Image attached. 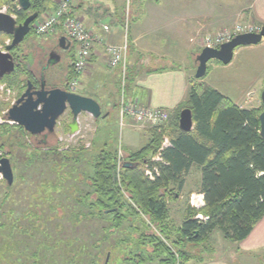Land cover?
Returning a JSON list of instances; mask_svg holds the SVG:
<instances>
[{"label":"rangeland","instance_id":"1","mask_svg":"<svg viewBox=\"0 0 264 264\" xmlns=\"http://www.w3.org/2000/svg\"><path fill=\"white\" fill-rule=\"evenodd\" d=\"M78 1L83 7L80 13L85 14L88 22L94 20L101 27L107 26L109 31L115 32L120 29V20L127 18L129 27L138 29L141 36H144L142 42L149 45L151 53H146L140 45L138 49H134L135 53L131 58L129 53L127 55L131 70L130 82L133 81L134 84L144 69L178 66L185 61H189L187 65L196 66L193 65L194 56L204 47L201 41L207 36L231 30L237 24L247 23L259 27L257 23L250 21V18H245L243 11L248 12L247 8L253 0ZM204 6L205 10H202ZM48 12L47 10L41 17L48 16L51 13L46 14ZM158 12L161 17H158V22L155 23ZM207 15L210 18H207ZM194 17L196 20L192 19ZM229 19L232 20L228 21ZM198 21L211 23L213 29L201 31L202 33L199 32L189 39L192 45L197 46L195 51L185 38L191 32H184L185 29L196 26ZM166 25L169 28L163 29ZM58 37L57 33L25 39L16 47L14 53L21 61L20 66L36 77L39 56L46 54L47 57ZM255 47L257 46L249 47L252 50L236 49L237 58L227 65L209 61L206 75L199 81L219 90L234 101L238 100L247 109L261 106L260 96L264 90V81L260 82L258 77L263 64L258 57L259 52L253 51ZM182 51L185 53L180 55ZM101 68L100 76L93 73L89 75L90 70L85 69L81 74H84L82 78L76 80L74 92L95 100L104 116L92 119L90 115L81 114L78 118L79 131L69 136L67 124L71 122L72 117L66 110L57 121L53 137L45 145L33 141L25 131L17 132L16 125L2 124L5 123L4 113L10 108L13 99L23 91L28 77L18 76L16 85L10 88L7 83L0 81V87L3 88L0 90V153L9 159L14 177L10 188H6L5 181L0 177V217L7 213L0 222V264H131L129 256L135 252L133 245L125 242V247L122 248L121 244L124 242L120 241L115 228L101 232L99 215L90 207L96 202V197L89 184L94 172V158L106 145L109 150L114 148L116 151L115 175L117 184L120 185L123 160L147 144L149 127L137 123L143 126L144 132H135L130 127L122 126L114 106L119 99L115 78L118 77L119 71L117 70L116 76H110L106 73L108 69L105 63L101 64ZM194 74L195 71L193 79ZM66 79L67 74L55 84L59 87ZM6 89L10 91H5ZM13 136H17L18 140L13 141ZM126 144H131L132 152H129ZM54 147L57 148V153L64 152L70 158L62 160L53 154H41ZM119 148L122 156L119 155ZM36 150H41V153ZM73 154H77L78 161L71 158ZM157 157L158 154L153 156L151 162ZM118 161L121 163L120 167ZM146 166L144 163L139 167L143 174ZM199 177L193 169L187 175L185 187L181 192L175 187L171 188L176 197L167 200L171 224L179 226L184 220L185 208L187 204L190 206V196L200 193L197 185ZM123 195L129 199L126 192ZM35 201L37 207L33 205ZM201 209L194 210L199 212ZM14 217L19 223L10 226ZM147 221V217H142V224ZM209 238V245L187 244L185 250L194 255L201 253L200 257L205 260L218 259L229 264H264V250L256 254H237L238 244L224 239L219 231H214ZM203 247L204 251L209 248L213 250L202 254ZM150 258L152 259L150 254H145L139 256L138 260H145L142 264H157Z\"/></svg>","mask_w":264,"mask_h":264},{"label":"trees","instance_id":"2","mask_svg":"<svg viewBox=\"0 0 264 264\" xmlns=\"http://www.w3.org/2000/svg\"><path fill=\"white\" fill-rule=\"evenodd\" d=\"M3 5H12V2L0 0V7ZM49 9L50 0H30L28 11L17 12V23H22L34 12L40 16ZM63 20L56 25L55 34L65 35ZM33 37L37 36L32 29L26 39ZM7 38L0 35V44ZM25 60L28 62V58ZM21 75L30 78L25 67L18 65L14 73L5 76L1 82L13 87ZM117 75L116 87L120 97L121 77L119 72ZM79 77L74 66H69L66 91H70L68 84ZM128 83L130 70L127 68L125 87ZM186 108L191 111L194 124L190 133H182L178 128L179 114ZM262 110V107L242 109L192 77L185 100L167 111L169 117L165 123L147 128V144L123 160V164L127 162L136 166L124 168L122 164L120 185L115 175L116 151L103 146L94 158L89 185L96 202L90 207L99 215L101 232L115 228L120 241L124 242L122 248L125 242L133 245L135 252L129 256V263L142 264L146 258L140 261L138 257L150 254V260L157 264H204L201 253H189L185 245L207 246L214 231H219L231 243H240L249 237L264 218V141L259 135ZM164 136L169 138L171 145L160 152L161 161L151 162V158L159 154ZM36 152L40 154L41 150ZM41 154H53L62 160L70 158L64 152L57 153L55 147ZM71 158L78 161L79 157L73 154ZM144 163L150 169L156 167L158 175L153 180L140 170ZM193 166L200 171L199 192L203 194L205 205L198 212L187 204L184 220L175 226L169 222L167 200L176 199L172 187L180 192L183 190L186 176ZM10 187L6 185V188ZM125 192L129 199L124 198ZM33 205L37 207V201ZM197 214L208 219L197 220ZM4 216L7 213L0 217V222ZM142 217H147L146 224H142ZM16 223L19 222L14 217L10 226ZM204 249L202 254L213 250Z\"/></svg>","mask_w":264,"mask_h":264},{"label":"water","instance_id":"3","mask_svg":"<svg viewBox=\"0 0 264 264\" xmlns=\"http://www.w3.org/2000/svg\"><path fill=\"white\" fill-rule=\"evenodd\" d=\"M17 1L23 11L30 8V0H10ZM38 17V13H34L27 17L23 23L17 24L13 18L3 12H0V34L11 36V44L5 47V51L0 50V80L10 75L15 65L10 51L19 45L24 37L30 31V25ZM264 40V26L257 33L240 34L233 37L230 41L220 45L217 49L205 47L194 58L196 64L194 78L202 79L206 75L207 64L209 61H216L223 65H227L232 61L234 51L240 47L256 46ZM66 38L60 37L58 40L59 47L64 51L69 48L65 46ZM60 60V56L55 52L49 54L46 66L43 71L51 66L56 65ZM44 77L41 76L40 90H33L30 81L27 82V88L19 99L11 106L6 114L8 121L18 124L25 132L31 136H43L55 133V127L58 119L68 110L71 114V122L67 124L69 136L75 135L79 131L78 118L81 114H87L92 119H98L102 115L100 105L93 99L81 96L75 93L66 92L57 88L44 90ZM262 112L259 115L260 130L259 135L264 141V90L260 96ZM194 127L192 113L189 109H183L179 114L178 128L182 133L192 132ZM131 163L125 162L124 168H128ZM0 174L8 187L13 184V171L8 158L0 159Z\"/></svg>","mask_w":264,"mask_h":264},{"label":"crops","instance_id":"4","mask_svg":"<svg viewBox=\"0 0 264 264\" xmlns=\"http://www.w3.org/2000/svg\"><path fill=\"white\" fill-rule=\"evenodd\" d=\"M158 1V0H157ZM55 0H50V9L48 10L49 12L46 14H49L50 12L53 11V8L55 7ZM109 7V6H108ZM82 4L78 0H74L72 3V12L73 15L78 18L79 20L82 21L84 27L88 30H90L93 34H95L97 37L101 39L100 43H97L93 46V50L90 55V60L88 62V67L86 68L89 75L92 73L94 75L100 76V70L101 64L105 63L107 75L110 74V76H116L117 70L116 69H111L107 65V57L104 51V44H112V45H119L123 42L124 39V30H123V24H122V19L120 20V29L118 31H109V32H104L102 30V27L98 25L94 20L92 21H87L86 16L84 13L81 12ZM205 10V6L203 7ZM248 12L246 10H243L246 14L245 18H250V21H253L257 23L259 26H264V0H253L252 3L248 6L247 8ZM107 12L109 10L107 9ZM226 16V15H225ZM158 17H161V13L158 12L156 14V19L155 23L158 22ZM198 17H200L198 15ZM207 18H210L207 15ZM196 20V17L192 18ZM204 19H206V16L204 15ZM232 19H229L228 21H231ZM223 27V26H222ZM169 28L168 25L164 26L163 29ZM213 28L211 27V23H201L198 21V24L191 29H185L184 34H187L188 32H191L189 35L185 36V38L189 39L192 36H195L197 33L201 31H211ZM217 29V28H216ZM202 33V32H201ZM139 30L133 27H128L127 31V39H128V53L130 58L133 56L134 49H138V47H142V49L146 53H151V50L149 49V45L146 43V46L144 42H142V38L144 36H141ZM192 50L194 49L195 51L197 50L196 45H192ZM256 49L253 51L259 52V59L261 61V64L263 66L261 67V72L259 73L258 80L260 82L264 81V41L262 40L258 45H256ZM251 47V46H249ZM249 47H240L239 50H242V48H249ZM238 49V48H237ZM252 50V48H249ZM136 51V50H135ZM185 52L182 51V54ZM196 52L195 56L197 55ZM145 53H143L144 55ZM235 51L233 54L232 61L237 58L238 55H236ZM194 56V57H195ZM235 56V57H234ZM157 60L159 57H156ZM150 59V58H149ZM161 59H167L165 57H161ZM146 60V59H145ZM172 61L173 59L170 58ZM175 60V59H174ZM186 60V59H185ZM104 61V62H102ZM231 61V62H232ZM149 62V60H148ZM147 62V63H148ZM189 61H185L184 64H179L178 66H166L164 68H148L144 69L141 74L138 76V80L135 82L132 81L128 83L127 88L125 87L124 94H123V100L126 104H138L142 107H146L149 109H164L166 111H171L174 109L179 103H182L187 94V90L189 88L190 84V79L192 78L193 72L196 69V66L192 65H187L186 63ZM194 62V61H193ZM216 62V61H215ZM129 57H128V62H127V68L129 69ZM194 65V63H193ZM228 68V67H227ZM84 75V74H83ZM81 75L79 78L81 79ZM130 75H131V70H130ZM117 79V76L115 77ZM131 79V76H130ZM195 79V78H194ZM196 80V79H195ZM199 81V80H198ZM204 83V82H203ZM206 84V83H205ZM207 85V84H206ZM209 86V85H208ZM211 87V86H209ZM212 88V87H211ZM214 89V88H213ZM219 92V90L214 89ZM220 93V92H219ZM223 96L227 97L231 102H233L235 105L242 109H247L245 108L238 100L234 101L231 98H229L226 94L220 93ZM121 97V96H120ZM118 101L114 104L117 108V113L119 117V107H120V98ZM261 106H257L255 108L251 109H257ZM123 127H130L133 129L135 132H140L143 131V126L138 125L132 117H125L124 121L122 122ZM144 132V131H143ZM146 132V131H145ZM147 135V134H146ZM128 145V148L130 149L129 152H132L131 144H126ZM133 153V152H132ZM195 169L198 176L200 175V171L198 170L197 167L193 166L190 171L188 172L187 175L191 173V171ZM187 177V176H186ZM200 183V177H199V182L198 186ZM186 184V182H185ZM185 187V185H184ZM184 189V188H183ZM238 244V250L237 254H241L240 252H250L251 254H256L264 250V218L255 226L251 234L249 235L248 238H246L244 241ZM205 260V259H204ZM190 264V263H189ZM204 264H229L228 262H224L218 259H212V260H205Z\"/></svg>","mask_w":264,"mask_h":264},{"label":"built area","instance_id":"5","mask_svg":"<svg viewBox=\"0 0 264 264\" xmlns=\"http://www.w3.org/2000/svg\"><path fill=\"white\" fill-rule=\"evenodd\" d=\"M74 0H55V8L53 11L38 23L35 30L38 34H48L53 33L56 25L59 21L64 18L62 27L68 37V39L74 41L77 46V53L74 59V69L80 75L88 67L89 57L93 50V46L101 42V39L93 34L90 30L86 29L81 20L76 18L72 12V3ZM16 9L19 10V7L16 6ZM2 12H6V9L3 8ZM13 12V11H12ZM14 14V12H13ZM12 14V15H13ZM14 17V16H13ZM123 30H124V39L123 42L119 45L104 44V51L107 57V65L111 69H116L119 71L121 77V99L119 107V117L120 122L124 121L125 117H132L136 123L144 124L151 127H158L165 123L168 120V112L164 109L157 108H144L136 103L126 104L123 100V94L125 89V79L127 74V55H128V19L125 18L122 21ZM261 27L250 25V24H237L231 30H223L220 33H215L213 35L205 37L201 42L203 48L209 47L217 49L220 45L230 41L233 37L240 34L246 33H257ZM104 32H109L107 26H102ZM202 48V49H203ZM77 84L76 80H72L69 84L70 91H74ZM2 91V86L0 87ZM169 139L165 137L162 140L161 147L159 150L158 157L154 160L156 162L161 161L160 152L170 147ZM119 155L122 156V151L119 148ZM1 157V153H0ZM119 160L121 158H118ZM121 163L118 161V167ZM144 175L149 179L153 180L155 175H158L156 167L150 169L148 166L144 169ZM1 179L3 176L0 174ZM189 204L192 208L199 210L204 207L205 202L203 194H192L189 198ZM195 219L200 221H206L208 218L198 214L195 216Z\"/></svg>","mask_w":264,"mask_h":264},{"label":"flooded vegetation","instance_id":"6","mask_svg":"<svg viewBox=\"0 0 264 264\" xmlns=\"http://www.w3.org/2000/svg\"><path fill=\"white\" fill-rule=\"evenodd\" d=\"M16 6H18L19 7V10H17L16 9ZM3 8H5L6 9V12H3V13H6V14H8V15H10L12 18H13V20H15L16 22H17V18H18V11H21L22 9H21V7L18 5V3H17V1H15V2H12V5H3V6H1L0 7V12H2V10H3ZM14 12V14H13V12ZM34 13H37V12H34ZM34 13H32V14H34ZM13 14V15H12ZM32 14H30V15H32ZM29 15V16H30ZM42 15V14H41ZM41 15L39 16V14H38V17H37V19L33 22V23H31V25H30V31H29V33L24 37V39H23V41L26 39V37L31 33V31H32V29H33V31H34V34H35V36H37V37H45V36H48V35H54L55 34V31H56V27H55V29H54V32L53 33H48V34H38V33H36V30H35V28H36V26L38 25V23L41 21V19H43L44 17H41ZM14 16V17H13ZM28 16V17H29ZM23 23V22H22ZM17 24H21V23H17ZM0 35H4V34H0ZM59 35V37H58V39H57V42H56V44L50 49V51L48 52V54H47V57H46V54H44V55H41V56H39V62H38V67H37V69H38V72H37V76L35 77V76H31V73H30V78H28V79H26L25 80V87L23 88V91L20 93V94H18L14 99H13V102L11 103V105H10V108H11V106L19 99V97L23 94V92L26 90V88H27V82L28 81H30L31 82V84H32V86H33V90H40V81H41V76L43 75V77H44V82H45V85H44V90H46V91H48V90H51V89H53V88H57V89H60V90H63V91H66V88H67V79L66 80H64L63 82H62V84H61V86H59V87H61V88H59L55 83L57 82V81H59V80H61V79H63V77L67 74V71H68V68H69V66H73V63H74V59H75V56H76V53H77V46H76V44L74 43V41H72V40H70V39H68V37H67V35H66V33H65V35H60V34H58ZM5 36H8V35H5ZM65 37L66 38V42H65V46H67V45H69V48L67 49V50H63V49H61L60 47H59V44H58V40H59V38L60 37ZM9 38H7L4 42H3V44L0 46V50L1 51H5V47L6 46H8V45H10L11 44V41H12V38H11V36H8ZM22 41V42H23ZM21 42V43H22ZM20 43V44H21ZM19 44V45H20ZM19 45H17V46H15L11 51H10V54H11V56L13 57V62H14V65H15V69L17 68V66L18 65H21V61H19L17 58H16V56L14 55V53H15V51H16V47H18ZM51 52H55L56 54H58L59 56H60V60H59V62L56 64V65H54V66H51V67H49L48 69H46V70H42L45 66H46V63H47V60H48V57H49V54L51 53ZM15 69H14V71H15ZM14 71L12 72V73H14ZM64 72V73H63ZM11 73V74H12ZM10 74V75H11ZM6 76H8V75H6ZM5 77V76H4ZM3 77V78H4ZM2 78V79H3ZM1 79V80H2ZM0 80V81H1ZM51 82H53V84H51ZM10 88V87H9ZM68 88H69V84H68ZM69 90H70V88H69ZM5 91H10L9 89H6ZM66 92H68V91H66ZM70 93H75L74 91H69ZM6 97L8 96V95H5ZM6 100V99H5ZM4 100V101H5ZM7 101V100H6ZM10 108H8V110L10 109ZM8 110L4 113V119H5V123H2V124H11V125H16L17 127H15V128H17V132H20V130H21V132L23 133L24 132V130H23V128H21L18 124H15V123H13V122H10V121H8L7 120V118H6V114H7V112H8ZM2 126H4V125H2ZM21 128V129H20ZM14 129V128H13ZM68 129V128H67ZM25 134H27L30 138H32L33 139V141H36V142H38V144L39 145H45V144H47L48 142H49V140L53 137V135H48L46 138H44L42 135L41 136H38V137H36V136H31L30 134H28L27 132H24ZM68 133H69V129H68ZM13 141H16V140H18V137L16 136H13ZM1 158H4L3 156H2V154H1V157H0V159ZM12 167V166H11ZM4 180V179H3Z\"/></svg>","mask_w":264,"mask_h":264}]
</instances>
